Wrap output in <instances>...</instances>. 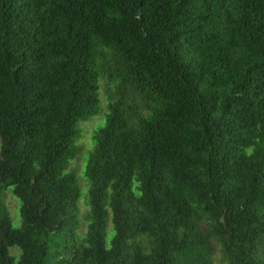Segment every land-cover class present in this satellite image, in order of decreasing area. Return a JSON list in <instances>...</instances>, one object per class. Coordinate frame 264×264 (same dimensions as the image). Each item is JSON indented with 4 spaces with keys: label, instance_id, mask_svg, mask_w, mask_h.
Wrapping results in <instances>:
<instances>
[{
    "label": "trees",
    "instance_id": "1",
    "mask_svg": "<svg viewBox=\"0 0 264 264\" xmlns=\"http://www.w3.org/2000/svg\"><path fill=\"white\" fill-rule=\"evenodd\" d=\"M216 256L264 264V0H0V264Z\"/></svg>",
    "mask_w": 264,
    "mask_h": 264
},
{
    "label": "rangeland",
    "instance_id": "2",
    "mask_svg": "<svg viewBox=\"0 0 264 264\" xmlns=\"http://www.w3.org/2000/svg\"><path fill=\"white\" fill-rule=\"evenodd\" d=\"M100 85H103L102 82H100ZM99 99H100V112L98 115L92 117L88 121H85L80 124V136L78 139V146L81 148V152L78 155V157L74 160H72L69 164V170L74 171L77 184L80 189V197L77 203L78 206V220H79V226H78V237L82 236L86 230L87 222L85 219V215L88 213V206L86 204V194H87V181L84 176V168H85V162H86V155L88 151L90 150L92 146V135L95 132V130L103 123L104 115L106 113V97L104 90L99 91ZM6 204L8 206L10 219H11V225L13 228H18L20 225V216H19V200L14 197L9 190H7L6 193ZM110 228H107V241L109 240L110 236ZM17 249L13 248L10 249V253L13 254L16 253ZM216 264L218 263V257H215Z\"/></svg>",
    "mask_w": 264,
    "mask_h": 264
}]
</instances>
